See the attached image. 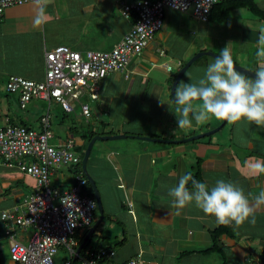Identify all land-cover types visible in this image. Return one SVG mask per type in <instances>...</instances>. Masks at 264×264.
<instances>
[{
  "label": "crops",
  "instance_id": "0c3cea01",
  "mask_svg": "<svg viewBox=\"0 0 264 264\" xmlns=\"http://www.w3.org/2000/svg\"><path fill=\"white\" fill-rule=\"evenodd\" d=\"M134 1L44 0L47 9L45 22L40 26L33 23L36 14L33 0L7 8L0 16L2 89L9 74L41 80L45 52L58 45L80 52L111 50L134 22L133 13L128 17L122 13L123 6ZM190 20L210 22H201L189 13L166 9L161 30L140 56L131 59L128 77L112 73L102 79L98 98L94 100L97 103L91 101L89 105L90 118L95 119L91 129L103 132L95 135H126L119 139L95 140L86 164L96 181L103 206V219L89 236V247L111 249L114 251L112 259L119 262L140 253L147 264H222L219 253L199 252L210 246L211 231L217 226L215 217L204 214L194 203L175 209L172 197L168 195L169 188L177 184L182 174L193 171L196 164H199L202 182L209 187L218 179H224L241 187L250 199L264 190V174L253 171L254 164L264 163V127L244 120L236 124L225 121L215 133L186 140L209 132L222 120L210 117L200 125L194 122L190 130L177 126L172 111L176 107L171 95L172 83L178 70L190 58L207 51L194 44L192 30L196 26ZM59 22L64 31H73L69 43L50 40L47 36V31ZM160 50L165 51L164 57L159 55ZM231 54L237 65L254 72L257 70L256 52L242 57ZM214 60L212 55L201 54L177 85L190 82L189 77L192 81L202 77ZM165 63L171 66L170 71ZM17 102L19 107V97ZM12 103V96L0 95L3 122L26 125L21 116L10 114ZM27 107L19 108L26 110ZM135 136L166 141H149ZM65 139L54 133L51 142L57 144ZM76 140L78 144L82 142L80 138ZM21 160L30 159L9 163L0 160V264H18L9 255L7 229L22 243H27L33 233L32 227H20L1 216L2 212L13 213L14 209L19 213L17 209H23L24 201L35 189V180L18 168ZM50 182L53 187L67 189L74 182V173L69 167H57L50 174ZM98 218L99 213L90 227L76 231L74 239L81 244ZM230 228V235L220 237L227 264H263L264 210L256 213L255 225L246 222L238 228L234 225ZM61 249L65 248L61 247L55 258ZM186 251L191 253L181 256ZM65 256L60 257L58 264H64Z\"/></svg>",
  "mask_w": 264,
  "mask_h": 264
},
{
  "label": "built area",
  "instance_id": "2783aa9c",
  "mask_svg": "<svg viewBox=\"0 0 264 264\" xmlns=\"http://www.w3.org/2000/svg\"><path fill=\"white\" fill-rule=\"evenodd\" d=\"M31 0H0V16L12 6L23 5ZM222 0H135L123 6V15L134 14L130 29L109 51H76L65 45H58L45 52L44 75L41 80L27 79L9 74L4 80V90L18 94L19 107L25 109L33 100L52 101L66 112L80 104V114L91 115L89 104L82 99L98 98L100 82L112 73H122L128 77L127 68L133 57L140 56L146 46L161 30L166 9L189 13L201 22H208L213 6ZM165 56V51H159ZM168 71L171 66L164 64ZM41 129L20 124L0 123V160L29 158L19 161L18 168L32 177L36 186L24 201L23 209L16 212H2L3 219H10L23 228L32 227L33 233L27 243L13 238L10 230L9 255L18 264H46L50 259L55 264V255L64 247L69 258L64 264H147L140 253L124 262L112 259L114 251L103 246H92L81 255L76 253L79 242L74 239L77 230L91 226L96 201L83 194L85 183L82 176L76 177L75 184L67 189L53 187L51 172L61 166H69L80 161L73 151L75 140L54 144L50 130L49 109L40 117ZM17 213V214H14ZM264 257V248L262 250ZM264 264V259H263Z\"/></svg>",
  "mask_w": 264,
  "mask_h": 264
},
{
  "label": "clouds",
  "instance_id": "9594fccd",
  "mask_svg": "<svg viewBox=\"0 0 264 264\" xmlns=\"http://www.w3.org/2000/svg\"><path fill=\"white\" fill-rule=\"evenodd\" d=\"M33 5L36 13L33 23L40 26L45 22L47 5L44 0H33ZM258 31L259 47L255 54L258 68L252 78L237 69L226 46L207 66L202 77L194 81L189 77L190 82H180L175 87L176 107L172 111L179 129L190 130L194 122L200 125L210 117L229 124L244 120L264 127V28ZM253 171L264 174V163L254 164ZM168 195L172 197L175 209L194 203L204 214L214 216L217 225H234L237 228L246 222L255 225L256 213L264 210V190L250 199L233 182L218 179L214 186L209 187L193 178L191 173L182 174L177 184L169 188ZM46 264H51V260Z\"/></svg>",
  "mask_w": 264,
  "mask_h": 264
},
{
  "label": "rangeland",
  "instance_id": "374dc122",
  "mask_svg": "<svg viewBox=\"0 0 264 264\" xmlns=\"http://www.w3.org/2000/svg\"><path fill=\"white\" fill-rule=\"evenodd\" d=\"M260 7L264 10V0H255ZM191 24H194L196 27L192 30L195 41L194 44H197V47L206 48L207 51L211 53L218 54L220 50L224 49L226 46L229 47L230 51L235 53V55L240 54L241 57L246 54H254L259 45L257 44V37L259 35V29L264 28V20L252 14L249 10L245 8H235L231 11L228 17L223 22L210 21L208 23H199L196 20H190ZM59 22L54 29H49L47 31V36L50 40H63L64 43H69L68 40L72 36V30L64 31L60 26ZM202 27L206 29H202ZM198 52V51H197ZM196 52V53H197ZM204 58L210 56H203ZM32 64V63H31ZM116 75V73L114 74ZM34 79L36 78L33 77ZM3 82V75H0V95L8 94L5 90L2 89L1 84ZM14 99L12 103L11 115L21 116L25 124L34 129L40 128L39 118L50 108L51 115V128L56 136H59L65 139L68 135L69 125L74 124V140L79 138V133L83 130H89L92 128V124L95 123L94 117L86 119L80 115V104L75 103L74 110L69 114L65 115L64 111L59 104L52 101L50 107L47 101L44 100H32L27 104L26 110H21L18 107V94H8ZM91 105V100L89 97H84L82 99ZM97 103V102H96ZM106 118V116L104 115ZM4 116H0V123L3 122ZM3 123H6L4 120ZM77 131V132H76ZM58 139V138H56ZM96 142H100L97 140ZM94 150L96 148L93 147ZM65 167V166H64ZM98 215V212H97ZM61 248V247H60ZM64 248V247H63ZM64 259L69 258V254L65 249H61L56 256L55 260L58 264L60 262V257Z\"/></svg>",
  "mask_w": 264,
  "mask_h": 264
},
{
  "label": "trees",
  "instance_id": "16d2710c",
  "mask_svg": "<svg viewBox=\"0 0 264 264\" xmlns=\"http://www.w3.org/2000/svg\"><path fill=\"white\" fill-rule=\"evenodd\" d=\"M235 8H245V9L249 10L252 14H254L257 17H259V18L264 20V10L260 7V5L255 0H222V1L218 2V3H216L213 6V8H212V10L210 12V15H209V21L223 22L228 17V15L231 13V11L233 9H235ZM5 92H7V91L5 90ZM7 93L11 94L9 92H7ZM64 114L67 115L69 113H66L64 111ZM89 118H86V119H89ZM39 121H40V118H39ZM20 125H24V124H20ZM24 126H27V125H24ZM74 128H75V126H74L73 123L71 125H69L68 137L64 141H67L68 139L74 138V136H75V133L73 131ZM40 129H41V125H40L39 130ZM50 130L53 132V130L51 128V115H50ZM99 133L100 132H97V131L92 130V129L81 131L79 133V138L81 139L82 142L80 144H78L75 141V145L72 148L73 151H75L76 153L79 154L80 161L78 163H76V164H72V165H69V166L67 165L66 166V167L71 168V170L74 173V182L71 185L75 184L77 176H79V175L82 176V178L85 180V183L82 185L81 190H82L84 195H86V196H88V197H90L92 199H94L93 188H92L89 180L87 179V177L85 176V174H84V172L82 170L81 160H82V157H83V154H84V151L86 149V146H87L88 142L91 140V138L93 136H95V134H99ZM102 133L103 132H101L100 134H102ZM53 135H54V132H53ZM1 161L4 162V160H1ZM194 167H195L194 170L190 171L188 173H191L193 178H195L196 180L202 182L199 164H196ZM94 182H96V181L94 180ZM188 187L191 189V182H189ZM97 212L98 211L96 209V211L94 212V217H97ZM230 232H231L230 225L229 226L217 225L211 231V243H210V246L208 248L204 249V250H199V252H212V251H215V252L219 253V255L221 256L222 264H227L226 256H225L224 250H223V248L221 246V243H220V237L222 235H230ZM75 234H76V232H75ZM89 240H90V238L86 241L85 245L80 250V254L81 255L83 254L84 250L87 247H89V245H90ZM79 245H80V243H79ZM188 253H191V251L182 252L181 256H184L185 254H188ZM76 263H77V259H74L73 260V264H76Z\"/></svg>",
  "mask_w": 264,
  "mask_h": 264
},
{
  "label": "water",
  "instance_id": "95a60500",
  "mask_svg": "<svg viewBox=\"0 0 264 264\" xmlns=\"http://www.w3.org/2000/svg\"><path fill=\"white\" fill-rule=\"evenodd\" d=\"M201 54H209V55H212L213 57H216L218 54H214V53H211V52H200V53H197L195 54L192 58H190L186 64L184 66H182L177 74H176V77L172 83V86H171V95L173 97V99L175 98L174 97V89L175 87L177 86V83L178 81L181 79L182 75L184 74V72L187 70V68L193 63V61L199 57ZM236 67L239 71H242L245 75L249 76V77H253L255 75V72L254 71H251V70H248L240 65H237L236 64ZM225 121L222 120V122L214 129L210 130L209 132H206V133H202V134H199V135H195L193 137H190V138H187L186 140H192V139H196V138H199V137H202L204 136L205 134L206 135H209V134H212V133H215L217 132L218 130H220L223 125H224ZM126 135L125 134H117V135H105V136H100V135H95L91 138V140L88 142L87 146H86V149L84 151V154H83V157H82V160H81V164H82V170L85 174V176L87 177V179L89 180L92 188H93V193H94V199L96 201V205H97V211L99 213V218L94 222V224L92 225V227L89 229V231L87 232L85 238L83 239L82 243L77 247L76 249V253L79 254L80 250L82 249V247L85 245L86 241L88 240L89 236L91 235V233L94 231V229L98 226V224L102 221L103 219V206H102V202H101V197H100V193H99V190L93 180V178L91 177V175L89 174L88 170H87V167H86V164H87V160H88V157L90 155V152H91V149H92V146L95 142V140H98V139H103V140H106V139H119V138H124ZM137 138H141V139H144V140H149V141H153V140H156V141H159L160 139H154V138H150V137H144V136H135ZM160 141H166V140H160ZM185 141V140H184Z\"/></svg>",
  "mask_w": 264,
  "mask_h": 264
}]
</instances>
